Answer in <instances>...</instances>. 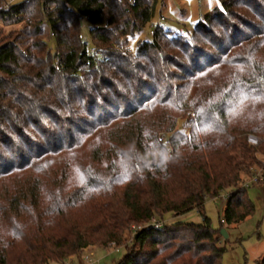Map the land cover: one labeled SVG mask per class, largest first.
<instances>
[{
  "label": "trees",
  "instance_id": "obj_1",
  "mask_svg": "<svg viewBox=\"0 0 264 264\" xmlns=\"http://www.w3.org/2000/svg\"><path fill=\"white\" fill-rule=\"evenodd\" d=\"M158 1L0 0V22L21 25L0 41V180L14 178L1 192L0 264L62 263L95 244L125 245L116 264H221L207 217L164 214L202 211L222 190V225L254 211L243 180L256 166L264 182V0H218L191 33L157 25L130 52ZM98 132L108 146L92 160L107 164L44 195L40 166Z\"/></svg>",
  "mask_w": 264,
  "mask_h": 264
},
{
  "label": "rangeland",
  "instance_id": "obj_2",
  "mask_svg": "<svg viewBox=\"0 0 264 264\" xmlns=\"http://www.w3.org/2000/svg\"><path fill=\"white\" fill-rule=\"evenodd\" d=\"M3 1L7 2L8 0ZM218 5V0H159L150 22L143 30L127 39L126 47L133 53L138 40L150 39L153 35L152 31L157 25L169 29L175 34L191 33L194 26L202 19V16ZM80 25L83 38L89 41V24L86 19H81ZM20 27V24L5 25L0 22V41L13 39L19 33ZM47 46L53 53L54 40L52 38L47 40ZM169 51L172 54L175 53V50L169 49ZM178 59L182 62V57H178ZM106 61L105 58L104 62ZM222 72L228 74L229 70L224 68ZM182 121H184V117L178 119L177 127H180ZM103 134V132H98L94 136L86 138L79 147L69 152L59 153L49 160L48 165L40 166L43 169L38 174L40 179L42 178L45 181L42 185L44 195L57 191V189H61L62 192H69L75 186L80 185L83 168L88 166L103 168L107 164V161L95 163L92 160L93 149L97 145H102ZM107 146L108 144L101 147L106 149ZM256 156L264 162V155L258 152ZM253 170L260 171L256 166ZM60 172H64V183L60 186L52 184L50 179H61ZM249 177L250 175L245 176L243 182L246 183ZM23 178L24 176L16 179ZM11 179L14 178L10 176L0 180L1 206L5 204L1 192L5 188H11ZM245 187L248 197L254 204V211L238 223L229 225L224 223L222 225L220 222L227 199V190L220 191L215 197H207L202 211L192 209L175 216L172 213H166L162 221L168 224L175 221L200 223L203 216H205L209 219L212 228L219 231L225 229L227 233V237H222L220 243L223 247L221 264H259L260 258L264 256V182L261 180L248 181ZM8 220V215L0 212V227H5L9 222ZM132 235L131 231L126 233L127 242L131 241ZM91 246H93L92 249L83 252L81 250L77 253L78 255L76 254L72 261H69V257H67L62 263L50 262L47 264H116L126 253V247L123 244L105 247L99 244Z\"/></svg>",
  "mask_w": 264,
  "mask_h": 264
},
{
  "label": "built area",
  "instance_id": "obj_3",
  "mask_svg": "<svg viewBox=\"0 0 264 264\" xmlns=\"http://www.w3.org/2000/svg\"><path fill=\"white\" fill-rule=\"evenodd\" d=\"M14 0H8L7 2L6 1H4L2 4V6H3V8L4 9H6V8H8V6H9V4L11 3V2H13ZM80 37H82L81 35H80ZM248 142L250 143V144H252V145H256L257 143H258V140H257V138L255 137V136H253V135H248ZM249 180L248 181H262V174H261V171H255V170H253L252 171V173H251V175H250V177L248 178ZM247 181V182H248ZM247 182L246 183H244L243 182V185L245 186L246 184H247Z\"/></svg>",
  "mask_w": 264,
  "mask_h": 264
},
{
  "label": "crops",
  "instance_id": "obj_4",
  "mask_svg": "<svg viewBox=\"0 0 264 264\" xmlns=\"http://www.w3.org/2000/svg\"><path fill=\"white\" fill-rule=\"evenodd\" d=\"M92 247H93V246L89 245V246H87L86 248H84L81 252L86 251V250H89V249H92ZM77 255H78V254H77ZM74 256H75V255H73V256H69V259H68V260H69V261H72L73 258H74ZM68 260H67V261H68Z\"/></svg>",
  "mask_w": 264,
  "mask_h": 264
},
{
  "label": "water",
  "instance_id": "obj_5",
  "mask_svg": "<svg viewBox=\"0 0 264 264\" xmlns=\"http://www.w3.org/2000/svg\"><path fill=\"white\" fill-rule=\"evenodd\" d=\"M220 234H221L222 237H224V238L227 237V233H226L225 229H221V230H220Z\"/></svg>",
  "mask_w": 264,
  "mask_h": 264
}]
</instances>
